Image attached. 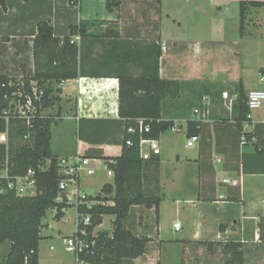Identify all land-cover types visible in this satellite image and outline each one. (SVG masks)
I'll use <instances>...</instances> for the list:
<instances>
[{"label": "crops", "instance_id": "1", "mask_svg": "<svg viewBox=\"0 0 264 264\" xmlns=\"http://www.w3.org/2000/svg\"><path fill=\"white\" fill-rule=\"evenodd\" d=\"M163 1L122 0L118 9L108 11L106 0H80L79 4L69 0H8L0 4V72L11 78L17 73L22 78L32 75L41 21L50 22L61 40L74 33L71 39L79 46L84 75L53 84L61 93L60 101L51 108L60 114L59 121H74L76 139L70 148L65 145L60 155L53 149V134L52 149L58 157L81 152L93 162L98 159L89 154L95 151L116 154L120 149L112 143L98 147L90 137L83 138L80 119H88L87 128L104 127L108 140L119 137L124 121L118 113L119 76L142 75L158 62L160 76L179 80L183 87L177 99L163 103V119L174 123L157 139L164 198L158 211L142 208L141 220L132 225L136 235L151 238L147 251L133 264H180L221 243L241 244L244 264H264V149L256 154L253 145H243L235 123L240 91L248 95L251 89L244 82L245 63L223 72L218 63L229 57L249 60L246 26L253 20L249 8L256 6L248 8L243 23L240 10L231 17L211 16L209 31L203 35V27L196 22L186 26L180 22L178 28L177 21L171 22L173 30ZM81 20L96 21L87 25L84 36L75 29ZM261 73L264 81V67ZM190 121L197 122L199 139L191 146L188 141L181 146L177 133L184 131L190 139ZM256 124L259 144L264 148V107L253 112L243 130L252 131ZM168 189L175 190L170 204H166ZM68 197L69 202H76L71 190ZM175 222L181 227L175 228ZM97 231L95 228L94 233ZM165 241L176 243L169 245L176 246L167 253L163 250Z\"/></svg>", "mask_w": 264, "mask_h": 264}, {"label": "trees", "instance_id": "2", "mask_svg": "<svg viewBox=\"0 0 264 264\" xmlns=\"http://www.w3.org/2000/svg\"><path fill=\"white\" fill-rule=\"evenodd\" d=\"M8 0H0L4 4ZM79 4L80 0H69ZM160 1V0H158ZM108 11H115L122 0H106ZM264 2L240 1L242 23L250 6H261ZM96 21L81 20L76 31L85 35L87 25ZM243 29V24H242ZM72 35L62 40L54 35L53 26L41 21L34 43V72L23 82H17L0 72V134L7 133V143H0V169L6 167L8 177L0 178V244H7V252L0 264H39V247L42 239L43 218L48 210L56 209L55 218L61 219L65 209L71 205L67 194L59 190L61 179L58 168L59 157L52 149V127L58 123L60 114H45V109L54 107L59 101L61 88L53 84L84 75L79 62V46L72 42ZM43 89L40 100H35L36 110L31 118L17 112L16 105L25 97L20 93L33 94V87ZM183 83L175 79L162 78L159 64L146 73L133 76H119L118 113L122 121L119 137L108 140L104 127L87 128L85 118L80 120L79 132L92 139L95 146L106 147L109 143L120 149L116 154H104L102 149L89 154L103 158L113 171V182L103 185L96 196L87 195L76 204L78 216L90 217L87 227L90 233L100 225L104 216L114 215L112 229L99 230L93 234L95 244L81 259L92 264H133V260L147 251L151 238L138 236L125 224L134 206L155 207L158 211L164 195L160 185L159 154L145 159L141 155V138L159 139L161 134L174 127L171 120L163 119L162 109L166 99H177ZM246 93L241 89L239 103L235 105V123L241 133L244 145H253L255 153L264 148L259 144L257 126L252 131L243 130L248 121L249 107ZM150 123L151 130L140 134L129 132L137 126L138 119ZM82 122V123H81ZM250 122V121H249ZM197 122L188 123L187 136H199ZM88 135V136H87ZM84 138V137H83ZM130 140L132 144H128ZM96 148V147H94ZM97 149V148H96ZM78 155L85 157L81 152ZM50 160L47 167L46 160ZM33 170L32 179L36 193L21 195L16 177ZM262 235L264 230L261 229ZM225 249L231 253L225 264H244V251L239 243H227Z\"/></svg>", "mask_w": 264, "mask_h": 264}, {"label": "rangeland", "instance_id": "3", "mask_svg": "<svg viewBox=\"0 0 264 264\" xmlns=\"http://www.w3.org/2000/svg\"><path fill=\"white\" fill-rule=\"evenodd\" d=\"M240 1L241 0H164L163 4L165 5L164 9L171 14L170 25L171 22L177 21L176 25L178 28L180 22L183 23V26H186V24L193 25L196 22L203 27V35H207L212 19L211 16L215 15L220 18V16L231 17L236 15L237 11L239 12L240 10ZM220 6H222V8H219ZM249 14L253 19L250 25L247 24L246 26V32L250 33V37L249 42L245 44L249 56L246 50L245 56H248L249 60H231L232 58L229 57L227 58L228 60L218 61L219 69L220 72H223L230 68L236 69L245 63L243 69L246 88L251 90L264 89V81L260 80L262 76L261 69L264 67V6L250 7ZM171 28L174 30L175 27L171 25ZM176 31V33L180 32L179 29H176ZM172 35L176 36L177 34L172 33ZM247 62L250 63L248 67ZM25 77L26 76L22 78V76L17 73L14 75L13 79L17 82H23ZM20 107L21 106H18L19 109ZM53 109L54 108L45 109V114H55L56 112H53ZM52 132L54 134L53 149L60 155L64 152L65 145H68V148H70L73 144L72 140L74 138L76 139V125L74 121L68 119L54 124ZM177 134V143L183 146L184 142H187L189 139L186 137L184 131L178 132ZM192 149L193 148H189V150ZM96 159L98 160L90 163V166L93 167L96 172L93 175H88L86 172H83L81 175V193L83 195L96 196L100 193L105 183L113 181V176L108 175L109 167L105 163V160L103 158ZM48 162L49 159L46 160V164L43 166L44 168L48 166ZM2 174L3 172L0 169V175ZM163 175L164 172H162V176ZM18 192L21 195L34 194L36 193V186L32 185L23 190L18 189ZM174 192L175 190H167L168 199L166 204H170V202L173 201L170 197L174 195ZM70 204L71 205L65 209V215L61 219L55 218L56 209L48 210L46 216L43 218L44 225L41 231L42 239L40 240L39 247V264H75L74 253L68 250V245L65 241L76 232L77 219L79 217L76 202L72 200ZM142 208L146 207L137 205L131 209V214L125 222L128 228L132 229V225L138 224V221L141 220L140 215L144 214ZM145 211L149 214L148 209H145ZM114 219V215L107 214L104 216L103 222L96 228L98 230H111L112 221ZM171 243L176 244L173 241H171ZM171 243L170 241L163 242V250L166 249V253L169 252L171 247L176 246H169ZM224 244L225 243H221L218 247L210 249L209 252H203L200 255L187 258V260L185 259L180 264H225L230 258L231 253L228 249H225ZM7 249L8 245L6 243L0 244V261L7 252ZM176 262L180 261L176 260ZM169 264H173V262Z\"/></svg>", "mask_w": 264, "mask_h": 264}, {"label": "built area", "instance_id": "4", "mask_svg": "<svg viewBox=\"0 0 264 264\" xmlns=\"http://www.w3.org/2000/svg\"><path fill=\"white\" fill-rule=\"evenodd\" d=\"M79 37H77L78 39ZM72 42H76L72 38ZM264 79V77H263ZM44 90H38L36 86L33 87V94H25L20 93V96L25 97L26 101L25 104L22 103L21 99L17 103V112L22 114L23 116H27L31 118V115H28L27 112H31L32 114L36 110L35 100H40L41 96H43ZM247 103L249 107L248 113V121L246 125H249V121L252 120L253 112L260 110L264 107V89H253L249 91L247 95ZM18 106H21L20 109ZM195 112H200L199 109H196ZM151 130V125L148 122H145V119L141 118L137 120V126H132L128 128L129 132H137L139 131L140 134L145 132H149ZM199 139L198 136H193L188 140V145L191 146L195 141ZM0 143L6 144L7 143V133L3 132L0 134ZM128 144H132L130 140L127 141ZM242 144H245V140H242ZM141 147V155L143 158L148 159L150 158L153 153L160 154V145L157 139H149V138H141L140 141ZM92 158L82 157L78 154L72 156H62L59 157L58 160V168L60 174V181H59V190H60V199L61 193L65 192L67 194L72 191V196L76 198V204L80 201L81 198L87 196L81 193L80 188V181L81 175L83 172H86L88 175H93L96 170L90 166ZM220 159H216L217 164L219 163ZM3 172L0 175L2 177H8V171L5 168L1 169ZM33 170H29L26 175L16 177L17 180V187L20 190L26 189V187L34 186V180L32 179ZM108 174L113 176V171L108 170ZM91 220L89 216H83L82 221H80L79 217L77 220V228L76 232L70 236L66 241L68 245V250L72 251L75 256V264H92L90 262H85L81 259V253H87L89 249L95 244L94 240L92 239L93 234L90 233L88 230V226ZM175 228H180L181 223L175 222Z\"/></svg>", "mask_w": 264, "mask_h": 264}]
</instances>
